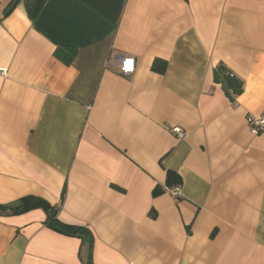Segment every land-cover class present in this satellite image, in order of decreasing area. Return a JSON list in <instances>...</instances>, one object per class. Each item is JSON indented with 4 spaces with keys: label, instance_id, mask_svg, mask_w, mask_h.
Wrapping results in <instances>:
<instances>
[{
    "label": "crops",
    "instance_id": "crops-1",
    "mask_svg": "<svg viewBox=\"0 0 264 264\" xmlns=\"http://www.w3.org/2000/svg\"><path fill=\"white\" fill-rule=\"evenodd\" d=\"M248 116H264V0H0V204L37 197L90 234L3 213L0 264H264Z\"/></svg>",
    "mask_w": 264,
    "mask_h": 264
},
{
    "label": "trees",
    "instance_id": "trees-1",
    "mask_svg": "<svg viewBox=\"0 0 264 264\" xmlns=\"http://www.w3.org/2000/svg\"><path fill=\"white\" fill-rule=\"evenodd\" d=\"M17 1L12 3L9 11L15 6ZM76 49L73 47H58L54 56L59 61H61L64 65L69 66L73 62L76 56ZM165 63L159 60H155L153 62L152 68L154 71L163 73L165 68ZM214 81L216 83L221 84L225 93H231L233 95H239L242 92V82L235 78L233 75L228 74L226 68L219 64L214 71ZM181 184L180 177L172 172H166L165 186L166 188H171L173 186H179ZM163 191V189H162ZM161 193V189L158 187L153 192V195H158ZM34 209H42L46 213V221L45 225L51 230L66 236H74L79 238L90 237L89 232L83 228L78 226L67 225L60 222L57 219L58 207L50 205L47 201L37 198V197H24L19 201L2 205L0 204V214H20L23 212H27Z\"/></svg>",
    "mask_w": 264,
    "mask_h": 264
},
{
    "label": "built area",
    "instance_id": "built-area-1",
    "mask_svg": "<svg viewBox=\"0 0 264 264\" xmlns=\"http://www.w3.org/2000/svg\"><path fill=\"white\" fill-rule=\"evenodd\" d=\"M121 66H119L120 72L123 75H129L133 72L134 60L132 58L120 59ZM247 126L251 134L258 135L264 132V116L247 117ZM173 132L181 139L186 137V134L182 132L179 128H174ZM165 191L169 193L172 197L176 198L180 195V187L175 186L173 188H166Z\"/></svg>",
    "mask_w": 264,
    "mask_h": 264
}]
</instances>
